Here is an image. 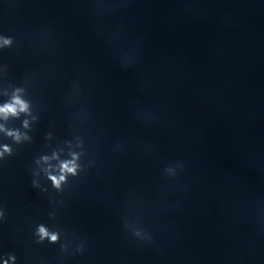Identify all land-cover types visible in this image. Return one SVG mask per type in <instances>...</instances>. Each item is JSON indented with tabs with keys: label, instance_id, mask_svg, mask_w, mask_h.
Instances as JSON below:
<instances>
[{
	"label": "clouds",
	"instance_id": "9594fccd",
	"mask_svg": "<svg viewBox=\"0 0 264 264\" xmlns=\"http://www.w3.org/2000/svg\"><path fill=\"white\" fill-rule=\"evenodd\" d=\"M13 43V37L0 35V49L10 48ZM5 95H8V99L0 104V121H4V123H0V133L11 138L15 143L29 140L30 137L26 132H22L20 129H10L6 127L7 121L12 118L19 119L22 115L25 117L31 116L32 120L36 119L35 116H32L30 102L24 98L25 89L22 87H16L10 95L7 92ZM22 127L24 129L30 128L29 119L25 118L22 121ZM12 152L13 149L9 144L0 145V158H3L5 155H11ZM69 157L70 158L61 160L59 153L53 152L51 156L44 155L40 158L45 164H48L50 160H56L58 162L54 167L49 165L48 168L44 169L47 179L51 182L52 187L58 191L67 183L68 177L77 176L81 170V165L79 163L81 153L72 151L69 152ZM39 162L40 161H37V163ZM167 171L173 172V169L169 168ZM3 217L4 212L0 211V219ZM135 234L140 236V232H136ZM35 236L38 238V243L47 240L49 243L55 244L60 240V234L58 231H50L43 224L37 226ZM10 261L14 264L15 257L9 256L8 259L4 260V264H9Z\"/></svg>",
	"mask_w": 264,
	"mask_h": 264
}]
</instances>
